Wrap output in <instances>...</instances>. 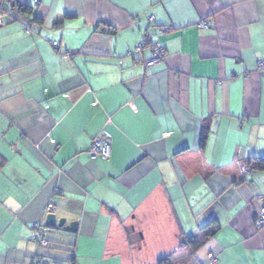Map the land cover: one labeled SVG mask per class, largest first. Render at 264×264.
<instances>
[{
	"label": "crops",
	"instance_id": "0c3cea01",
	"mask_svg": "<svg viewBox=\"0 0 264 264\" xmlns=\"http://www.w3.org/2000/svg\"><path fill=\"white\" fill-rule=\"evenodd\" d=\"M20 2L43 24L0 27V264H264V172L240 169L264 159V0ZM146 33L163 64L127 56ZM50 204L77 231L41 248Z\"/></svg>",
	"mask_w": 264,
	"mask_h": 264
},
{
	"label": "built area",
	"instance_id": "2783aa9c",
	"mask_svg": "<svg viewBox=\"0 0 264 264\" xmlns=\"http://www.w3.org/2000/svg\"><path fill=\"white\" fill-rule=\"evenodd\" d=\"M13 14L9 8L0 7V27L7 25L12 22ZM151 21L154 20V16L151 17ZM204 29L212 28L213 23L211 21H207L200 25ZM170 29H163L160 31V34L169 33ZM53 50L55 52L59 51V42H53L52 44ZM145 49H149V56L143 60V64L146 68H151L157 65H161L165 62L167 58V53L165 49L160 45L159 42L155 40L153 36L146 33L142 36L140 42L137 43L135 49L133 51H129L127 53L128 57H134L136 54H142ZM63 58L67 60H71L74 58L73 53L66 52L63 54ZM121 63V61H120ZM259 69L264 72V63L259 64ZM90 156L92 160H96L98 158L109 159L111 157V140L106 136L97 137L92 144L90 150ZM240 169L245 177H248L252 174L250 166L248 163H241ZM47 215L54 210V205L50 204L47 207ZM256 228L258 230L264 228V203L261 207L258 217L256 220ZM49 228L45 225L44 222L37 223L34 225V231L32 235V240L41 248L49 247V239H48ZM31 264H50L49 261L37 257L33 259ZM210 264H214V261H210Z\"/></svg>",
	"mask_w": 264,
	"mask_h": 264
},
{
	"label": "trees",
	"instance_id": "16d2710c",
	"mask_svg": "<svg viewBox=\"0 0 264 264\" xmlns=\"http://www.w3.org/2000/svg\"><path fill=\"white\" fill-rule=\"evenodd\" d=\"M2 3L5 4L4 7L6 8L9 7L10 11L12 12L13 14L12 21L17 19L18 17H27L29 18V20H32V23L34 24H38V25L43 24V21L37 18L36 16L32 18L33 16L32 9L29 6H26L27 4H25L24 2L22 3L20 2V0H5ZM63 24H64V20L59 21L55 24V27H61L63 26ZM106 29L108 30L109 33H115L114 29L109 25H106ZM208 138H209V129L203 128L201 135V148L204 149L206 147ZM249 166L252 167L253 170L255 171L264 172V159H260L257 162L250 164ZM165 262L166 260H161L159 264H164Z\"/></svg>",
	"mask_w": 264,
	"mask_h": 264
},
{
	"label": "water",
	"instance_id": "95a60500",
	"mask_svg": "<svg viewBox=\"0 0 264 264\" xmlns=\"http://www.w3.org/2000/svg\"><path fill=\"white\" fill-rule=\"evenodd\" d=\"M45 225L51 229L61 228L67 232H76L78 223L72 222V223H69V225H66V219L64 218L58 219L56 215L50 213L46 217Z\"/></svg>",
	"mask_w": 264,
	"mask_h": 264
},
{
	"label": "rangeland",
	"instance_id": "374dc122",
	"mask_svg": "<svg viewBox=\"0 0 264 264\" xmlns=\"http://www.w3.org/2000/svg\"><path fill=\"white\" fill-rule=\"evenodd\" d=\"M151 262V261H150ZM155 264V263H154Z\"/></svg>",
	"mask_w": 264,
	"mask_h": 264
}]
</instances>
